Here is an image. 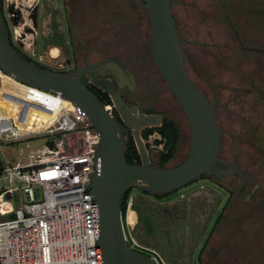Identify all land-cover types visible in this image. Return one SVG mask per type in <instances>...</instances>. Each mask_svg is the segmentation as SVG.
Instances as JSON below:
<instances>
[{
	"label": "rangeland",
	"instance_id": "obj_1",
	"mask_svg": "<svg viewBox=\"0 0 264 264\" xmlns=\"http://www.w3.org/2000/svg\"><path fill=\"white\" fill-rule=\"evenodd\" d=\"M170 2L182 45L185 41L189 76L206 89L210 100L218 95L217 102L224 106L215 109L220 130L224 132L220 157L240 174H230L222 184L206 175L163 199L132 189L129 197L134 201L132 210L136 219L132 213L127 216L129 224L135 225L132 235L147 248L143 254L156 258L160 264H264V91L263 95L260 92L264 71L255 63H247L249 57H261L254 58L243 49L251 42L253 47L264 49V0ZM68 3L82 27H93V47L99 33H105L104 39L110 40L111 52L116 49L112 42H122L121 60L129 57L135 64L132 71L137 79L138 113L147 111L150 114L146 115L159 116L162 121L169 119L180 131L174 156L164 167L181 164L190 150V126L153 62L149 13L143 7L144 0H70ZM66 7L65 0L4 1L3 14L12 43L33 64L52 71H63L72 65ZM25 11L31 13L27 16ZM31 14L34 16L30 17ZM229 17L235 23L237 45L232 43L224 26V20L228 21ZM17 30L23 33L18 40ZM60 50L64 52L62 56ZM251 82L255 83L253 89ZM36 94L39 103L26 105L20 122L31 128L38 127L39 120L47 121L50 115L71 105L62 98L53 103L54 97L47 93ZM120 102L116 104L122 105ZM111 110L124 123L126 134L131 133L134 138L142 163L158 167L163 144L157 141L161 137L155 133L144 139L145 127L133 123L139 116L137 113L132 118L131 112L126 113L129 109L112 106ZM70 114L80 125L88 121L75 104ZM34 134L31 149L42 142V138H37L39 133ZM147 219H150L148 227Z\"/></svg>",
	"mask_w": 264,
	"mask_h": 264
},
{
	"label": "built area",
	"instance_id": "obj_2",
	"mask_svg": "<svg viewBox=\"0 0 264 264\" xmlns=\"http://www.w3.org/2000/svg\"><path fill=\"white\" fill-rule=\"evenodd\" d=\"M13 83L20 82L0 68V264H101L97 212L88 193L101 137L87 116L82 125L71 116L72 102L36 128L21 124L26 94L15 93ZM105 107L113 115L112 106ZM34 133L42 142L31 149ZM133 202L129 197L127 213ZM134 228L126 215V240L143 254L147 248L135 241Z\"/></svg>",
	"mask_w": 264,
	"mask_h": 264
},
{
	"label": "water",
	"instance_id": "obj_3",
	"mask_svg": "<svg viewBox=\"0 0 264 264\" xmlns=\"http://www.w3.org/2000/svg\"><path fill=\"white\" fill-rule=\"evenodd\" d=\"M3 1L0 0V68L22 84L59 93L86 114L101 137L98 168L88 189L97 212V248L101 264H160L157 259L130 248L122 213L125 194L132 189L158 195L179 191L205 175L216 176L215 166L223 163L219 158L221 134L214 103L207 99L187 72L170 0H144L143 7L149 13L153 62L182 107L190 126L189 153L181 164L172 168L150 166L146 162L129 164L125 153L126 128L82 82L81 74L87 68L61 73L23 59L11 44ZM127 111L131 112L132 118L139 115L133 121L138 126L151 128L162 122L159 116L138 113L136 107Z\"/></svg>",
	"mask_w": 264,
	"mask_h": 264
},
{
	"label": "flooded vegetation",
	"instance_id": "obj_4",
	"mask_svg": "<svg viewBox=\"0 0 264 264\" xmlns=\"http://www.w3.org/2000/svg\"><path fill=\"white\" fill-rule=\"evenodd\" d=\"M68 1L70 0H65L66 5H67L66 8L68 12V17H69L68 18L69 19V22H68L69 36L68 37H69V44L71 46V60L70 61L72 65L66 70L56 71V72L69 73V72L80 70L82 68H87L81 74L82 82L85 83L87 87L94 94L99 93L100 97L102 96L100 92L106 94L112 102L108 106H113V108H116V109H118L119 107H122L124 109H129V110L131 108H129V106L127 105H130V107L132 108L137 107L136 101L139 98V94L137 90V83H136L137 79H136V74L132 71V67L135 66V64H134V61L131 60L129 57L128 59H125L123 61L121 60L120 57L123 56V52H124L122 49V46H120L122 42L120 40H117L116 42L115 41L112 42L113 44L114 43L116 44V49L112 50L111 52L110 46L112 44L111 45L108 44V43H111L110 40L104 39L105 33H101V34L99 33L98 38L95 42L96 43L95 47H93L91 45L93 27L91 26L90 28H87V29H85L86 28L85 26L82 27V22L78 20L77 18L73 17L72 8L70 7ZM220 4L223 5L222 2ZM247 11L245 10L244 12L247 13ZM233 22L234 20L231 17H229L228 21L227 19L224 20V26H225L226 31L230 32V38H231L232 43L234 45H237L239 40H238V35L235 30L236 29L235 23ZM6 23H7V20H6ZM7 26H8V23H7ZM122 26H125V25L123 24ZM121 29L122 27L120 28V31ZM9 33H10V29H9ZM251 43L249 44L248 47L242 46L243 49L245 51H249L250 54H252L251 56H253L254 58L256 57H261V58L252 59L248 56L249 58H248L247 63L248 65L250 62L252 65L255 63L257 66H259L264 71V49L253 47L252 45L254 44L251 45ZM138 45L143 46L141 43H138ZM183 45H185L184 40H183ZM60 53L61 55L59 56H62L64 54L62 50H60ZM187 56H188L187 53L184 51L185 64H188V61H189ZM253 84L255 83L253 82L250 83V86L252 89L254 87ZM198 87L205 94L207 99L211 103L212 102L214 103V110L219 107L224 108V106L220 105V103L217 102V99H219L218 95L216 96L214 95L213 99L210 100L208 95L205 93L206 89L201 88L200 86ZM260 88H259L260 92L263 95V92H262V90L264 91L263 83ZM127 89H129V92L125 93ZM262 100H264V97L262 98ZM116 101H121L120 104L122 105L116 104ZM215 117H216V122H217V116L215 115ZM217 125L219 127L220 125L219 122H217ZM219 130H220V127H219ZM220 134H221V146H222V137L224 136V132L220 130ZM219 158L223 161V163H217V165L215 166L217 170V175L214 176V178L218 179V181L221 184L222 182L224 183L227 181V178L229 177L230 174L232 175L240 174V172L235 169L234 165H233L234 168H232V164L227 162L224 158L220 157V154H219Z\"/></svg>",
	"mask_w": 264,
	"mask_h": 264
},
{
	"label": "trees",
	"instance_id": "obj_5",
	"mask_svg": "<svg viewBox=\"0 0 264 264\" xmlns=\"http://www.w3.org/2000/svg\"><path fill=\"white\" fill-rule=\"evenodd\" d=\"M29 11H25V15H29ZM31 16H34V14H31ZM27 24L30 23L28 20L26 22ZM33 25V23H32ZM35 26V24H34ZM36 28V27H35ZM15 38L18 40V37L21 38V34L19 30L15 31ZM11 44L12 43V39H11ZM14 46V45H13ZM15 47V46H14ZM15 50L17 51V53L23 58L25 59L27 62L32 63V61L27 58L25 55H23L19 50H17L15 48ZM33 64V63H32ZM38 67L44 68L42 66H39L37 64H34ZM47 69V68H46ZM101 93V97L99 95V93H95V95L98 97V99L100 100V102L104 105V106H108L110 105L112 102L110 100V98L102 93ZM127 114H130V111H126ZM144 113L146 114H150V112L144 111ZM131 115V114H130ZM113 116L115 117V119L122 125L123 122L120 119V117L117 115V112L114 110L113 111ZM126 128V127H125ZM158 134L161 137V141H157L158 144H163V151L160 153V162H159V168H165L164 166L173 158L174 153L176 151L177 145L179 143V139H180V131L177 128V126L175 125V123L169 119L164 118L162 121L161 126L159 127H151V128H146L142 131V137L144 139H149L150 136L154 135V134ZM126 149H125V153H126V160L129 164L131 165H141L142 164V160H141V156L140 153L138 152V149L136 147L134 138L132 137L131 133H128L126 136ZM205 177V176H203ZM132 190L128 191L124 198H123V203H122V213H123V220L125 222L126 219V214H127V200L131 194ZM177 191L172 192V193H168L165 195H158V194H151V193H147L152 195L153 197H155L156 199H163L166 197H170L173 194H175ZM146 193V192H145ZM140 216V218L142 217V215L139 213L138 214ZM145 224L148 227L150 225V219L145 220Z\"/></svg>",
	"mask_w": 264,
	"mask_h": 264
},
{
	"label": "bare ground",
	"instance_id": "obj_6",
	"mask_svg": "<svg viewBox=\"0 0 264 264\" xmlns=\"http://www.w3.org/2000/svg\"><path fill=\"white\" fill-rule=\"evenodd\" d=\"M12 85H13V90H14L15 93H17L18 90L25 91V94H26L25 102L27 103V105L35 102L33 100L34 99L33 95L36 94V93L33 92V91H31L30 88H27L28 87L27 85H25V87H24V85L22 86L20 83H13ZM40 92L47 93V92H44V91H40ZM64 100H66V99H64ZM57 101H58V98H56V97H54L52 99V102L53 103H55ZM66 101H68V100H66ZM24 114H25V111H24ZM47 121H49V120H47ZM128 213H132L133 216H134V220L136 219L135 212L133 210H130ZM128 213H127V216H128Z\"/></svg>",
	"mask_w": 264,
	"mask_h": 264
}]
</instances>
